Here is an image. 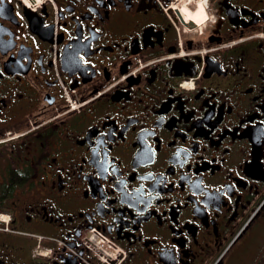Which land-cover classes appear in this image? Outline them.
Returning a JSON list of instances; mask_svg holds the SVG:
<instances>
[{"label": "flooded vegetation", "instance_id": "af4514ba", "mask_svg": "<svg viewBox=\"0 0 264 264\" xmlns=\"http://www.w3.org/2000/svg\"><path fill=\"white\" fill-rule=\"evenodd\" d=\"M27 1L0 0V264H264V0Z\"/></svg>", "mask_w": 264, "mask_h": 264}, {"label": "rangeland", "instance_id": "374dc122", "mask_svg": "<svg viewBox=\"0 0 264 264\" xmlns=\"http://www.w3.org/2000/svg\"><path fill=\"white\" fill-rule=\"evenodd\" d=\"M24 3H26L27 5H29V3H28V1L27 0H22ZM203 14H202V12L200 11V12H198V15H196L195 16V20L196 21H201L202 19H203ZM183 85L185 86V87H187V86H189L188 88H190L191 87V85H189V84H187V83H183ZM64 94H65V96H66V92H64ZM66 98V97H65Z\"/></svg>", "mask_w": 264, "mask_h": 264}]
</instances>
